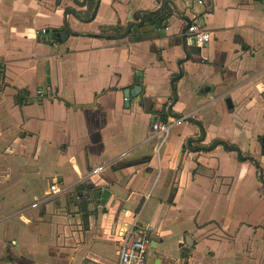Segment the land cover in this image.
<instances>
[{"label":"crops","instance_id":"crops-1","mask_svg":"<svg viewBox=\"0 0 264 264\" xmlns=\"http://www.w3.org/2000/svg\"><path fill=\"white\" fill-rule=\"evenodd\" d=\"M160 1L98 0L83 21L65 15L72 0H0V218L9 217L0 219V264H117V229L134 216L154 226L155 250L189 233L187 263L264 264V0L195 4L211 37L188 46L179 66L180 15L190 19L192 0H171L176 11L166 4L160 26L144 14L142 29L100 34L125 30L135 10ZM64 22L66 40H39ZM137 71L141 94L126 98ZM163 117L186 120L157 152L151 124ZM217 140L253 156L263 179L236 151L201 148ZM98 164L106 166L89 178ZM91 184L109 190L104 204ZM73 191L85 201L68 204ZM151 243L146 264H159Z\"/></svg>","mask_w":264,"mask_h":264},{"label":"built area","instance_id":"built-area-1","mask_svg":"<svg viewBox=\"0 0 264 264\" xmlns=\"http://www.w3.org/2000/svg\"><path fill=\"white\" fill-rule=\"evenodd\" d=\"M202 5L203 0H192L188 12L191 14V25L185 30V35L194 37L195 45L203 46L210 40V32L204 29L201 21L193 14L192 9L194 5ZM39 95H44L42 90H38ZM43 92V93H42ZM184 117H177L175 119L156 120L151 124L150 137L156 138L155 151L158 152L160 147L166 143L170 129L177 124H180ZM105 164H98L90 169L89 176L98 174L105 168ZM51 192L59 190L57 183L52 181L49 185ZM39 205L38 201L31 203L30 207L34 208ZM25 219V218H24ZM154 232L152 224H144L137 220L136 216L133 219L118 227L117 229V264H146L147 254L150 249L151 235Z\"/></svg>","mask_w":264,"mask_h":264},{"label":"water","instance_id":"water-1","mask_svg":"<svg viewBox=\"0 0 264 264\" xmlns=\"http://www.w3.org/2000/svg\"><path fill=\"white\" fill-rule=\"evenodd\" d=\"M74 3H76L79 8L84 6L86 4V0H72ZM171 4L174 11L175 8H174V5H173V2L171 0H161L160 1V4L159 6L154 9V10H151V11H146V10H142V9H137L135 10L134 12V18H133V21L129 22L127 25H126V28L125 30L122 32V33H119V34H114V35H109V38L113 37V38H120V37H124L126 35H128V33L131 31V29L133 27H137V28H140L142 29L143 26H144V19H143V15L144 14H150V15H153V14H157L158 12H160L163 7L166 5V4ZM97 6H98V0H97V3L94 7V10H93V13L92 15L87 18V19H81L80 15H78V13L75 11V9L71 8V7H68L64 10V13L65 15H73L74 17H76L77 19H81L83 21H91L95 15V12L97 10ZM181 18H183V21L185 22V27L184 29L182 30L181 32V36H182V47H183V51L185 53V57L183 59H180L178 62H177V65L179 66L183 61H186L189 59L190 57V53L188 51V46L190 45H195V39L194 37H187L185 35V30L191 25V21L189 19V17L185 16V15H180ZM200 21L202 22V25H203V20L200 19ZM65 25L63 27H65V30H62V31H59V32H50L49 29H41L39 30V40L41 41H44V43H61L62 41L66 40L67 37H69L70 35L73 34V32L71 31V29L69 28L68 24L65 22L64 23ZM70 29V30H69ZM206 44V43H205ZM143 73L142 71H137L136 74H135V77H134V80L136 82V85L134 86V91H130V89L126 92H125V96L126 98H128L130 96V94L132 95H140L141 94V91H142V86H141V77H142ZM180 78V73H178L176 76L172 77L171 78V85L174 83L175 80L179 79ZM173 89V94H174V99L175 100V90L174 88ZM226 102H229L230 99L226 97ZM171 109V105L168 106V111H170ZM171 116H174L173 114H171ZM176 116V115H175ZM152 119H155V117H152ZM163 120H166V118L163 117ZM184 120H186V118H184ZM191 141V139H189L187 141V145H189V142ZM217 145H222L224 148L228 149L229 151H236L237 153V157L241 160H247V158L255 161V158L253 156H250V157H247L246 155H242V153L240 151H238L237 149H235L234 147H232L231 145H229L226 141L224 140H217L215 143H213V145H211L210 147H201L202 149L204 150H208L210 148H213ZM256 166H258V170H259V177L261 179H263V171H262V168L259 166V164L255 161L254 162ZM92 177V176H89V178ZM52 181H61L60 178L58 179H52ZM89 188V194H90V197L93 198V196L96 197V199H98V202L101 203V204H104L105 201L107 200V198L109 197V190L106 188V187H93V184L89 185L88 186ZM185 240L187 243H191V239L189 237L188 234L185 235ZM155 242L153 241L151 243V247L153 248L155 246Z\"/></svg>","mask_w":264,"mask_h":264},{"label":"rangeland","instance_id":"rangeland-1","mask_svg":"<svg viewBox=\"0 0 264 264\" xmlns=\"http://www.w3.org/2000/svg\"><path fill=\"white\" fill-rule=\"evenodd\" d=\"M96 3H97V0H86V4L84 6H87V8H86L85 12H82L83 10L81 9L84 6L79 8V6L76 3H74L73 1L69 5L67 3H65L63 6H65V9L68 7L75 9V11L78 13V15L81 16L80 17L81 19L85 18V17L87 19L92 15ZM97 9H98V7H97ZM101 18H103V16ZM123 31H124V28H119L118 25L117 26H107V27L104 26L103 30L100 31V34L114 35L116 33H122ZM243 155H245V154H243ZM75 191H76V189H75ZM31 200H32L31 195H29L27 202L23 206L29 205ZM64 200L67 201L68 204H70V203L79 204V203H83L85 201V198H82V199L77 198L75 192L73 191V192H68L66 194ZM2 204H3V201L0 200V205H2ZM6 218H9V217L4 216V217H1L0 219L2 222H4V220ZM166 228L172 229L173 235H171V238H173L175 236V233H176V228L175 227H166ZM187 234L190 236L189 233H187ZM181 237H182L181 242L177 243V244L174 242L175 245L173 248L171 247L172 243L168 242L171 240L163 239L168 244V245H166V250H160V248H157L155 250V247H153V249L150 250V251H152L151 256L153 258H157L159 260L161 258L162 262H159V264H198L195 259H192L188 263L186 262L185 258H187V256L191 255L190 247L186 246L184 236L181 235ZM151 259L152 258L150 257L147 264H151V261H150ZM208 264H211V263H208Z\"/></svg>","mask_w":264,"mask_h":264},{"label":"trees","instance_id":"trees-1","mask_svg":"<svg viewBox=\"0 0 264 264\" xmlns=\"http://www.w3.org/2000/svg\"><path fill=\"white\" fill-rule=\"evenodd\" d=\"M153 16L155 17V21H154V23L155 24H157V25H161V23H162V17L161 16H159V15H157V14H153ZM105 27H107V26H105ZM103 28L104 27H100V31H102L103 30ZM119 28H121V27H119ZM63 29V27H60V28H51V29H49L51 32H58V31H61ZM2 74V72H0V75ZM197 123L199 124V126H200V128H201V133L203 132V127L200 125V122H198L197 121ZM232 146V145H231ZM234 147V146H233ZM235 148V147H234ZM238 150V149H237ZM239 151V150H238Z\"/></svg>","mask_w":264,"mask_h":264},{"label":"flooded vegetation","instance_id":"flooded-vegetation-1","mask_svg":"<svg viewBox=\"0 0 264 264\" xmlns=\"http://www.w3.org/2000/svg\"><path fill=\"white\" fill-rule=\"evenodd\" d=\"M79 1H81V0H79ZM64 23H65V22H64ZM66 23H67V22H66ZM64 25H65V24H64ZM64 25H63V26H64ZM62 30H65V27H63ZM62 30H61V31H62ZM69 30H70V29H69ZM50 32H51V31H50ZM58 32H59V31H58ZM52 33H53V32H52ZM38 92H39V91H37V96H39V97H43V96H44L43 94H42V95H39ZM42 93H43V92H42ZM242 155H243V154H242ZM245 155H246L247 157H250V156H251L249 153H247V154H245ZM247 161L252 162L254 165H255V163H254L255 161L259 164V162H258L256 159H255V161H253V160L247 158ZM259 166H260V164H259ZM255 167L258 169V166L255 165ZM260 167H261V166H260Z\"/></svg>","mask_w":264,"mask_h":264}]
</instances>
